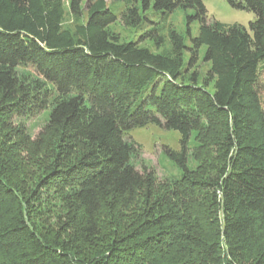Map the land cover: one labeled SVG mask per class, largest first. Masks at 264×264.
I'll use <instances>...</instances> for the list:
<instances>
[{"label": "trees", "instance_id": "trees-1", "mask_svg": "<svg viewBox=\"0 0 264 264\" xmlns=\"http://www.w3.org/2000/svg\"><path fill=\"white\" fill-rule=\"evenodd\" d=\"M61 1L0 0V133L48 117L34 143L18 130L0 144V264H264V0H228L254 15L248 28L209 18L200 0H112L131 27L150 9L191 12L190 46L170 31L160 53L140 45L161 48V28L127 43L110 32L119 12L105 0H70L86 22L65 29ZM148 126L179 134L178 151L162 149L177 179L134 166L129 133ZM23 149L45 157L30 188L13 180ZM50 190L60 212L38 221Z\"/></svg>", "mask_w": 264, "mask_h": 264}, {"label": "rangeland", "instance_id": "rangeland-1", "mask_svg": "<svg viewBox=\"0 0 264 264\" xmlns=\"http://www.w3.org/2000/svg\"><path fill=\"white\" fill-rule=\"evenodd\" d=\"M85 1L86 0H83V3ZM105 1L109 7L118 8V19L110 26L109 30L119 36L122 43L139 41V39L145 37L153 29L161 28L162 31H157L165 38V43L161 48L158 49L151 40H144L140 45L143 48H148L154 53H160L163 49H169L170 47L168 43V34L170 31H176L182 35L187 46H190V37H195L197 34L198 24L196 22L188 24L186 21V15L191 14L189 11L186 13L182 10H175L166 15V17H163L159 14H155L152 9H150L144 13L140 12L141 17L144 19L143 23L137 27H131L127 26L121 17V15L125 12V7L123 5L120 3L113 4L112 0ZM200 1L205 6L208 17L220 23L228 25L238 24L248 28V24L254 20V15L252 13L233 9L229 5L228 0ZM60 6L63 12V26L65 29L72 30L75 23L82 24L86 22L85 13H82L80 16L72 15L70 11V0H62ZM203 56L204 48L199 50L195 63L190 70V74L197 76V82L200 86H203L205 74L208 69V64L203 61ZM183 58L185 66H187L190 55L184 54ZM258 92L260 98V110L264 114V68L259 77ZM47 120V112H41L24 119L14 117L13 125H11L12 128L8 131L0 133V144L2 145V142L17 135L18 130L24 131L29 136L28 141L30 143H34L37 138L41 137V135L45 132ZM129 135L140 146L141 150L138 159L134 161V166L137 167V169H141L142 165H145L153 169L159 179L167 178L174 180L180 176L179 169H177L175 165L162 153L163 147L170 148L174 151H178L180 149V137L177 132L165 131L155 126H148L146 128L135 129L131 131ZM19 138H21V136L15 137V139ZM196 139L197 134H194L189 143L192 153L198 147ZM28 141L25 142L29 144ZM19 152L21 153L16 157V159H14V161L16 162V165L18 164L20 166V168H25L24 170H26V173L24 174L19 172L17 167H14L12 169L13 180L16 179L15 182L19 188H30L32 179L34 178V173L37 171L36 167L37 165L45 162V157L42 154L34 158L32 151L28 149H23ZM188 166L192 170L197 167V162L193 159V156L191 157V160H189ZM53 197V190L45 191L42 194L43 204L42 209H40L41 211L39 212L40 216L36 218L38 221H47L50 218L52 219L60 212L59 205Z\"/></svg>", "mask_w": 264, "mask_h": 264}]
</instances>
